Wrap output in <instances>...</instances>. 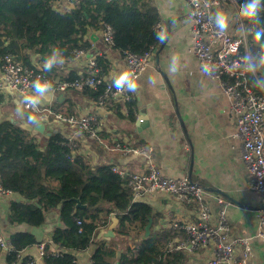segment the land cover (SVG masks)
<instances>
[{"label": "crops", "instance_id": "0c3cea01", "mask_svg": "<svg viewBox=\"0 0 264 264\" xmlns=\"http://www.w3.org/2000/svg\"><path fill=\"white\" fill-rule=\"evenodd\" d=\"M153 2L158 11V21L164 25L163 39L159 38L160 42L149 57L147 67L135 81L129 80L122 52L106 48L100 29L90 30L84 38L90 44V49L85 52L86 57H96L103 61L99 65V75L110 81H116L121 75L127 76L128 88L134 101L126 105L111 102L107 106V110L101 113L105 125L101 134L103 145L88 141L87 146L81 150V156L90 166L108 164L130 172L141 170L142 164L137 159L118 156L101 147L109 146L113 139L122 141L125 138H130L135 145L152 146L153 161L165 176H187L205 190L212 223L217 222L221 209L216 200L225 201L230 236L250 238L252 257L249 264H264V228H260L256 218V212L264 206V198L258 197L250 189V179L240 157L241 143L234 137V118L219 83L197 72L198 62L190 50L192 11L189 0ZM228 7L221 5L215 9L214 16L217 18L218 12L225 14L228 27L224 30L230 35H236L235 17ZM73 8L74 5L67 2L53 6L59 12H68ZM26 54L33 66L45 71V60L30 52ZM83 63L84 59H61L58 55L49 76H78L84 67ZM53 95L54 99H44L41 105L66 114L93 112L94 100L82 92ZM3 97L0 106L13 102L21 106L12 93ZM10 115L17 121L38 124V118L25 112L22 106L20 110H12ZM141 118L144 120L142 129L136 126ZM11 201L24 202L16 194L7 198L0 197V237L8 239L15 233H29L38 244H50L54 229L63 228L56 211L47 213L40 227L9 225L7 212ZM142 202L150 205L155 213L150 221L149 234L169 233V248L183 247L187 241L186 236L171 230L169 224L173 221H193L195 205H186L162 194L148 196ZM107 227L99 232H105ZM114 233L113 239H117L116 229ZM140 234L141 238L146 237L145 233ZM96 238L107 243L111 240L98 238V235ZM128 244L131 246L132 242L128 241ZM37 245L22 252L23 256L38 259ZM50 248L55 247L50 245ZM94 249L91 247L78 253L74 264H93L91 256ZM184 250L189 264H208L213 257V246L199 251ZM6 256L0 250V264H7ZM38 264H43V261L38 260Z\"/></svg>", "mask_w": 264, "mask_h": 264}, {"label": "trees", "instance_id": "16d2710c", "mask_svg": "<svg viewBox=\"0 0 264 264\" xmlns=\"http://www.w3.org/2000/svg\"><path fill=\"white\" fill-rule=\"evenodd\" d=\"M234 1L239 7L244 3ZM158 19L153 0H81L68 12L53 9L52 0H0V58L11 54L16 61L31 66L26 52L46 60L58 49L59 58L70 59L78 50L88 52L90 44L85 36L104 24L114 31L112 49L141 54L160 42L153 30ZM244 21L251 30L247 48L252 65L264 88V35L259 41L254 39L258 30H264V10L258 23ZM102 64L99 60L98 65ZM51 70L42 72L48 76ZM75 77L69 74L67 78ZM102 90L86 88L82 93L95 100ZM3 101L0 95V105ZM61 142L59 134L32 136L6 117L0 118L1 182L24 200L9 203V225L40 227L45 215L56 211L63 226L54 229L50 244H44L45 251L53 245L63 255H45L43 264H72L78 253L91 247L95 248L93 264H189L184 250L169 248V233L150 232L141 238L155 213L147 203L132 200L131 191L111 165L90 166L78 155L71 159ZM76 199L84 209H76ZM112 214L118 219L116 234L120 239L98 241L99 231L108 226ZM8 241L13 252L6 256L7 264H24L16 255L38 244L29 233L12 234Z\"/></svg>", "mask_w": 264, "mask_h": 264}, {"label": "built area", "instance_id": "2783aa9c", "mask_svg": "<svg viewBox=\"0 0 264 264\" xmlns=\"http://www.w3.org/2000/svg\"><path fill=\"white\" fill-rule=\"evenodd\" d=\"M81 0H52L53 6L61 2L74 5ZM110 2L111 0H106ZM191 6L190 50L198 62V73L219 83L220 89L229 104V111L234 118V137L241 143V161L250 179V189L258 197L264 198V89L256 77V72L249 58L247 41L251 30L242 21L240 7L234 0H189ZM221 5L230 6V12L235 17L236 35H230L221 30L214 16L215 9ZM229 13V11H226ZM159 38L163 36L164 25L157 21L153 27ZM103 41L108 47L113 46L114 31L109 25L100 28ZM156 46L144 53L136 54L130 51L122 52L130 81H135L148 65V59ZM244 52H241V49ZM85 51L73 52L72 59H84L81 73L73 79L67 77L54 78L45 75L37 67L27 66L16 61L11 54L0 58V95L12 93L20 102L23 110L38 118V124L44 125L45 133L59 134L61 146L67 147L70 157L81 156V150L88 141L102 144L101 134L105 127L101 113L107 110L111 102L130 104L134 101L128 84L122 89L115 87V81L106 80L99 75V65L96 57H86ZM37 79L50 81L52 88L49 93L65 94L82 92L90 89L97 92L103 88L94 100L93 112L86 114H66L54 112L52 109L37 103L27 105L26 96L34 95L32 87ZM106 151L122 157L137 159L143 166L141 170L125 171L117 166H111L115 173L132 193L134 202L156 194L168 195L180 203L195 205L196 215L193 221H173L169 228L186 236L183 247L174 250L199 251L213 246V257L208 264H249L252 257L250 238H232L226 216L227 204L217 199L221 206L217 222L212 223L209 204L206 201L205 190L193 183L187 176L171 178L165 176L153 161L154 149L150 145H135L130 138L122 141L113 139L109 146L101 147ZM14 193L3 187L0 177V197H11ZM260 228H264V206L256 212ZM77 221V225H81ZM38 259L17 254L18 261L24 264H38L45 255L60 257L63 252L52 248L45 251L44 244H38ZM0 250L6 255L13 252L8 239L0 237ZM185 251V250H184ZM73 261L72 264H74Z\"/></svg>", "mask_w": 264, "mask_h": 264}, {"label": "clouds", "instance_id": "9594fccd", "mask_svg": "<svg viewBox=\"0 0 264 264\" xmlns=\"http://www.w3.org/2000/svg\"><path fill=\"white\" fill-rule=\"evenodd\" d=\"M262 10H264V3H262V0H244V3L240 6V16L250 22L258 23L260 12ZM216 16V23L218 27L221 30L226 29L228 27V21L225 14H223L222 12H218ZM261 35H264V30H258L255 34L254 39L259 41ZM161 39H163L162 36ZM58 54L59 50L56 49L53 51V54L45 60L43 65L44 70H50L53 65L57 63ZM128 83L129 80L127 76L121 75L118 79H116L114 86L118 89H122L124 85ZM32 87L34 89V95L26 96L24 98V102L27 105H35L44 100L49 94V91L52 88V84L50 81H41L40 79H37L33 82ZM30 119L34 118L30 117Z\"/></svg>", "mask_w": 264, "mask_h": 264}, {"label": "water", "instance_id": "95a60500", "mask_svg": "<svg viewBox=\"0 0 264 264\" xmlns=\"http://www.w3.org/2000/svg\"><path fill=\"white\" fill-rule=\"evenodd\" d=\"M262 3H264V0H262ZM106 45V44H105ZM106 48H108V45H106ZM46 100L50 101L51 99H54V95L52 93H49L47 97L45 98ZM9 122H11L13 125L16 127L30 133L32 136H38V135H43L45 133V128L44 125L39 123L37 125H32L28 123L25 120L17 121L12 117H7ZM144 120L141 118L138 120L136 126H138L140 129L144 127ZM76 203V209L77 208H85V205H82L78 199L75 200ZM118 225V219L115 215L110 216V224L107 227V230L105 232L101 231L98 233V238L101 239H113L115 237V229ZM149 228H150V221L148 225L145 227V234L146 236L149 234Z\"/></svg>", "mask_w": 264, "mask_h": 264}, {"label": "rangeland", "instance_id": "374dc122", "mask_svg": "<svg viewBox=\"0 0 264 264\" xmlns=\"http://www.w3.org/2000/svg\"><path fill=\"white\" fill-rule=\"evenodd\" d=\"M242 21L244 23V26L246 27L247 24L246 22L244 21V18H242ZM247 51H248V48H247ZM248 55H249V58L251 60V62L253 63V60H252V55H251V52L250 50L248 51ZM256 72V71H255ZM21 106L20 105H15V103H10L9 105H4V106H0V118L2 117H11L10 113L12 112V110H20ZM23 109V108H22ZM131 235L133 234V232L130 233ZM117 239H120L119 237H117ZM124 239L126 240V238L124 237ZM130 242V241H129Z\"/></svg>", "mask_w": 264, "mask_h": 264}]
</instances>
